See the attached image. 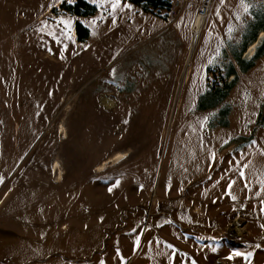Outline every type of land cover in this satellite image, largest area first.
I'll return each instance as SVG.
<instances>
[{
    "label": "rangeland",
    "instance_id": "obj_1",
    "mask_svg": "<svg viewBox=\"0 0 264 264\" xmlns=\"http://www.w3.org/2000/svg\"><path fill=\"white\" fill-rule=\"evenodd\" d=\"M86 1L0 0V258L264 264V0Z\"/></svg>",
    "mask_w": 264,
    "mask_h": 264
},
{
    "label": "crops",
    "instance_id": "obj_2",
    "mask_svg": "<svg viewBox=\"0 0 264 264\" xmlns=\"http://www.w3.org/2000/svg\"><path fill=\"white\" fill-rule=\"evenodd\" d=\"M59 1H56L54 4H57ZM49 7L46 8V10L48 9ZM228 10V9H227ZM229 14V12H225L224 15H223V25L225 26L224 28V32L222 34V38H227L228 40L230 41H234V42H239L240 43V47L238 49V55L240 58L244 57V58H249L256 50L258 44L261 42V40L264 39V28H262L260 25L254 30H247L244 26L243 27H239L237 28L235 31L233 30L232 26L229 25V24H225L226 22V16ZM259 21H263L264 20V15L258 19ZM252 21H256V19L252 20ZM248 22V21H247ZM251 22V21H249ZM249 22H248V25H249ZM258 22V21H257ZM231 29V30H230ZM74 36L75 33H74ZM255 44L252 51H251V55H248V52H249V48L251 47L252 44ZM237 47V48H238ZM228 77L230 78L231 77V73L228 72ZM228 78V79H229ZM6 259H1L0 258V264H26L25 262H17V263H5Z\"/></svg>",
    "mask_w": 264,
    "mask_h": 264
},
{
    "label": "trees",
    "instance_id": "obj_3",
    "mask_svg": "<svg viewBox=\"0 0 264 264\" xmlns=\"http://www.w3.org/2000/svg\"><path fill=\"white\" fill-rule=\"evenodd\" d=\"M127 1L140 6L144 11L151 12L157 15L161 14L160 12L162 9H168L171 5V0H127ZM60 6H63L64 8L66 6V10H68L69 12L71 11L72 13H75L77 15H87L95 9L94 5L87 2L86 0H76L72 4H65L63 2ZM262 22H264V20ZM76 31L78 33V39H83L88 35V29L79 22H76Z\"/></svg>",
    "mask_w": 264,
    "mask_h": 264
},
{
    "label": "bare ground",
    "instance_id": "obj_4",
    "mask_svg": "<svg viewBox=\"0 0 264 264\" xmlns=\"http://www.w3.org/2000/svg\"><path fill=\"white\" fill-rule=\"evenodd\" d=\"M208 4V3H207ZM203 14L199 13V15L197 16L196 18V21H195V26L197 27V30H199L200 26H201V23H202V20H203ZM254 43L251 45V47L249 48V52L248 54L251 55V51L254 47ZM253 52V51H252ZM124 154L123 153H115L113 156H112V160L113 162H117L119 160H121L123 158ZM104 163V162H103ZM54 165H56V163H54ZM103 167L102 165L99 166V170H101ZM234 228H235V231L237 233L241 232V230L243 229L242 227L239 226V221L238 219H235V225H234Z\"/></svg>",
    "mask_w": 264,
    "mask_h": 264
},
{
    "label": "built area",
    "instance_id": "obj_5",
    "mask_svg": "<svg viewBox=\"0 0 264 264\" xmlns=\"http://www.w3.org/2000/svg\"><path fill=\"white\" fill-rule=\"evenodd\" d=\"M207 3H208V0H204V2L199 5L198 15H199V13H201L203 15L206 13L207 5H208ZM172 4H173V6L174 5L179 6L180 8H183V6H186L185 8H190V6H191L190 2L187 0H182V1L174 0ZM194 26H195V24L192 25V27H194Z\"/></svg>",
    "mask_w": 264,
    "mask_h": 264
},
{
    "label": "snow or ice",
    "instance_id": "obj_6",
    "mask_svg": "<svg viewBox=\"0 0 264 264\" xmlns=\"http://www.w3.org/2000/svg\"><path fill=\"white\" fill-rule=\"evenodd\" d=\"M121 2H122V0H113V2H112V4H111V7H112L113 9H116L117 7L120 6ZM244 10H245V11L248 10V6H247V5H245V9H244ZM61 23L65 24V25H68L70 22H69V21H61ZM230 30H231V29H230ZM253 143H255V141H253ZM213 158H214V157H213ZM243 175H244V173L241 172V176H243ZM230 188H231V184L229 185V189H230ZM109 191H111V189H109ZM262 210H264V209H262ZM138 244H139V240H137V246H138ZM117 252L119 253V249H117ZM237 255H243V256H245V258L247 259L248 257L251 256V253H247V254L237 253Z\"/></svg>",
    "mask_w": 264,
    "mask_h": 264
}]
</instances>
